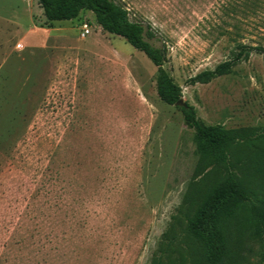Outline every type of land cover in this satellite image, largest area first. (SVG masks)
Here are the masks:
<instances>
[{"label": "rangeland", "instance_id": "rangeland-1", "mask_svg": "<svg viewBox=\"0 0 264 264\" xmlns=\"http://www.w3.org/2000/svg\"><path fill=\"white\" fill-rule=\"evenodd\" d=\"M119 1L166 44L164 66L204 123L261 131L262 53L207 82L189 78L231 58L234 39L264 45V9ZM155 71L89 10L47 21L38 0H0V264H264L243 204L213 203L225 169L157 96ZM229 162L264 196V138L236 140Z\"/></svg>", "mask_w": 264, "mask_h": 264}, {"label": "trees", "instance_id": "trees-1", "mask_svg": "<svg viewBox=\"0 0 264 264\" xmlns=\"http://www.w3.org/2000/svg\"><path fill=\"white\" fill-rule=\"evenodd\" d=\"M38 3L47 21L71 20L83 10L91 11L97 24L104 31L123 37L131 46L143 52L156 67L155 88L157 96L163 102L175 105L182 97L180 85L164 66L168 53L166 44L160 41L150 23L131 19L127 7L119 0H38ZM229 6L234 12L248 17L264 9V0H231ZM233 34L236 35L237 32ZM234 41L235 52L231 58L219 62L213 69L195 74L189 81L207 82L213 77L230 72L232 66L248 59L252 52L264 55L262 43H246L238 39ZM175 106L179 108L187 126L193 128L196 135L209 144L214 163L223 165L225 169L223 180L215 188L213 203L220 204L227 195H231L243 204L252 234L264 237V196L241 185L229 162V147L238 139L251 141L264 138V127L259 132L243 134L229 132L221 126L204 123L196 114L195 108L188 103ZM207 212H203L198 220L191 222L186 231L190 233L203 227Z\"/></svg>", "mask_w": 264, "mask_h": 264}, {"label": "built area", "instance_id": "built-area-1", "mask_svg": "<svg viewBox=\"0 0 264 264\" xmlns=\"http://www.w3.org/2000/svg\"><path fill=\"white\" fill-rule=\"evenodd\" d=\"M89 31L88 24L86 22H83L80 24V34L84 36Z\"/></svg>", "mask_w": 264, "mask_h": 264}, {"label": "water", "instance_id": "water-1", "mask_svg": "<svg viewBox=\"0 0 264 264\" xmlns=\"http://www.w3.org/2000/svg\"><path fill=\"white\" fill-rule=\"evenodd\" d=\"M185 102L183 101L182 97L175 103V105L182 106Z\"/></svg>", "mask_w": 264, "mask_h": 264}]
</instances>
